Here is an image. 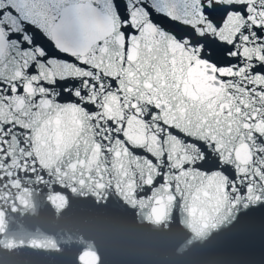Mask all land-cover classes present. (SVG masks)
I'll list each match as a JSON object with an SVG mask.
<instances>
[{"label": "snow or ice", "instance_id": "6c2138e0", "mask_svg": "<svg viewBox=\"0 0 264 264\" xmlns=\"http://www.w3.org/2000/svg\"><path fill=\"white\" fill-rule=\"evenodd\" d=\"M13 159L213 189L264 227V0H0V172Z\"/></svg>", "mask_w": 264, "mask_h": 264}, {"label": "water", "instance_id": "95a60500", "mask_svg": "<svg viewBox=\"0 0 264 264\" xmlns=\"http://www.w3.org/2000/svg\"><path fill=\"white\" fill-rule=\"evenodd\" d=\"M0 172V264H264L258 217L230 222L222 193L148 196L107 178ZM20 171H17V169Z\"/></svg>", "mask_w": 264, "mask_h": 264}]
</instances>
